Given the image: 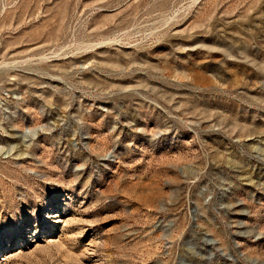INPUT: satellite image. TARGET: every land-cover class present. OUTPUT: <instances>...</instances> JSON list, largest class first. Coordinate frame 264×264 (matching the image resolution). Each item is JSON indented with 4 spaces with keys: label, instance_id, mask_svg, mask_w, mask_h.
<instances>
[{
    "label": "rangeland",
    "instance_id": "1",
    "mask_svg": "<svg viewBox=\"0 0 264 264\" xmlns=\"http://www.w3.org/2000/svg\"><path fill=\"white\" fill-rule=\"evenodd\" d=\"M0 264H264V0H0Z\"/></svg>",
    "mask_w": 264,
    "mask_h": 264
}]
</instances>
